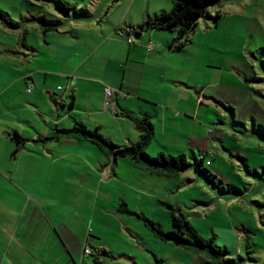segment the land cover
Returning <instances> with one entry per match:
<instances>
[{
	"label": "crops",
	"instance_id": "crops-1",
	"mask_svg": "<svg viewBox=\"0 0 264 264\" xmlns=\"http://www.w3.org/2000/svg\"><path fill=\"white\" fill-rule=\"evenodd\" d=\"M137 1L128 7L120 1L106 11L102 6L91 5V10L68 3L73 9L65 15L58 12L59 20L43 19V26L30 25L22 33L20 28L0 25V264H168L162 259L169 261L172 250L180 256L174 264H184L182 259L195 261L196 257L197 262L201 259L199 264H210L203 255L154 237L147 242L161 243L157 246L166 252L151 250L131 231L127 213L120 211L122 205L141 214L156 209L157 196L170 191L165 183L157 191L156 182L169 178L149 174L128 158L112 161L85 140L69 136L44 140L78 123L117 146L127 147L139 140L131 118H148L153 128L146 149L152 154L147 151L148 155L186 157L185 153H190L194 161L195 150L205 145L204 130L210 122L224 125V117L230 118L232 125L247 127L246 122L235 119V110L242 106L249 112L258 103L251 90L255 85L264 86V78L252 75L248 59L255 55L249 52V42L239 39L235 43L232 35L227 53L220 59L214 57L213 41H201L199 48L193 49L194 34L188 44L177 49L174 31L135 32L146 19L170 12L171 3L139 0L135 5ZM229 4L234 6L233 1ZM240 6L241 2L230 12L231 17L244 18ZM217 12L220 16L213 22V30L206 26L204 34L212 30L214 37L221 27L220 20L227 13ZM255 21L258 33L264 35V22ZM51 24L53 27H48ZM120 29L123 37L117 35ZM32 34V39L28 38ZM245 34H251L249 26ZM29 83L33 88L27 93ZM261 88L255 93L264 98ZM104 89L111 91L109 99ZM224 95L233 101H225ZM221 104L227 106L224 113L218 108ZM248 118L250 133L264 142V123L250 114L246 121ZM236 158L255 181H264V164L250 170L245 152L239 150ZM203 161L202 166H212L204 157ZM193 170L211 192L215 191L211 194L217 201L248 192L228 179L225 186L214 171L205 170V178ZM261 197L262 192L254 196L258 206H264ZM189 202L193 209L201 204L196 199ZM164 203L178 210L169 201ZM234 243L237 245L231 240ZM213 244L226 249L225 257L234 260L232 264L235 259L244 264L227 243ZM88 245L92 254L82 257V249Z\"/></svg>",
	"mask_w": 264,
	"mask_h": 264
},
{
	"label": "rangeland",
	"instance_id": "rangeland-1",
	"mask_svg": "<svg viewBox=\"0 0 264 264\" xmlns=\"http://www.w3.org/2000/svg\"><path fill=\"white\" fill-rule=\"evenodd\" d=\"M57 1L58 0H0V10L6 13L10 19L18 23L16 29L20 28L22 33L26 30L27 26L28 29L31 27L30 25H42L43 19L59 20V18H61L60 14L62 13L56 8ZM60 1L65 4L77 3V7L80 9H83L85 6H88V9L92 8L91 5L96 6L95 8L102 6L103 11H106L108 7L111 6L109 10H112L113 5L120 1L123 2V6L128 7L133 0ZM138 1L135 5H138ZM230 1L234 2L232 8L229 4ZM239 2H241L240 9L243 11L241 15L244 16V18L231 17L232 13L230 12L235 7L237 8ZM91 10L94 9L92 8ZM217 11L226 12L227 15L224 19L220 20L221 27L214 31L213 37L211 31L213 30V22L215 21L214 16ZM70 15L74 18L73 11ZM255 20L264 22V0H222L220 5L209 6L206 13L198 19L197 25L193 29V49L199 48L201 41L205 44L213 41L214 57L215 59H220L227 53V44L232 35H234L235 43L240 42L239 39H246L250 46L249 52L255 55L254 57L250 56L248 59L249 65L253 67L252 75L257 78H264V35L258 33ZM206 26L212 29L209 31L208 35L203 32V30L207 29ZM241 26H243V28ZM247 26H249L251 34H245ZM27 36L32 39L33 34L32 36ZM216 48H218V50H215ZM233 48L234 46H232V49ZM235 49H233V51H235ZM259 85H261V83ZM255 86L256 87H253V91L251 90V95L258 101L257 105H252L249 112H246V109L242 106H238L235 110V119L246 122L247 127L232 125V120L224 117H222V123L224 125H220L217 122L218 118L212 115L213 121L219 125H211V122L209 123L210 125L207 126V129L209 128L208 130H210L211 133L208 134L207 129L204 130L206 138L204 147L201 148L200 151L199 149L195 150L197 160L203 156L205 160L212 162L211 167L202 166L201 168L203 170H210L218 173V178L222 179L221 181L225 183V186L227 185L226 179H228L231 184L239 190L243 191L244 189H248L246 194L231 199L224 197L226 201L222 199L217 201L211 194L215 191L211 192L208 188L209 186L207 187L206 181L194 175V161L190 153L185 154L187 161L191 165L187 167L185 169L186 172L182 173L178 178H169V180H157V178H155L157 180V191L162 189L164 183L167 185L168 190H170L169 192L162 191V194H165L157 196L160 202L169 201L174 207L178 208L180 212L177 210L175 214L184 215L202 238H213L216 245L227 243L229 247L234 248L237 254H240L244 259V264H255L254 262L262 264L261 260H264V206H258L254 201V196L256 194L260 195L261 192L264 193V181H260L259 183L255 181L253 175H248L236 158L239 150L245 152L250 170L257 167L259 163L264 164V142H260L250 133L251 119L248 118L247 121L249 120V122L246 121L247 115L250 114L255 116L260 123H264V98H261L259 94L255 93L256 91L261 92V87L264 86ZM258 88H260V90ZM223 98L224 100L226 98L233 101L229 95H224ZM225 107L227 106H223V104L218 105L222 113L226 111ZM216 130L220 131L216 132ZM147 151L150 152L151 150L148 149ZM147 151L146 153L148 154ZM149 154L152 153L150 152ZM177 156L179 155L177 154L173 157ZM204 162L205 161H203V163ZM206 171H202L204 173L203 176L208 178L207 173H205ZM214 181L216 185H218V180L214 179ZM174 184L175 187L173 186ZM176 186L178 189H176ZM190 199H196L201 202V204L196 205L197 209L192 208V204L189 202ZM260 199L262 200L261 204L264 205V198L261 197ZM160 202L156 209H154L155 211H144L142 214L159 224L165 232H170L173 230L170 221V210L166 209ZM178 202H183L185 205H176L175 203ZM131 211L134 213H141L139 210ZM199 213H201V215H199ZM125 219L131 221L132 224L130 225V229L134 235L140 238L139 240H143V245L147 243L150 249L153 248V250L158 253L166 252L157 246V244L160 246L161 243L159 244V242L156 241L155 243L157 244L147 242L150 238L153 239L152 233L136 215L125 214ZM217 230H222L225 234H218ZM233 239L237 242V245H235V243L231 244V240ZM169 254L171 255V259H169L170 263L166 261V259H162L164 262L174 264L178 262L177 260H180V256L177 252L172 250ZM249 258H252L253 262H250ZM182 260L181 262L186 264L187 261L185 260L186 262H183ZM188 260L192 263H188V261L187 264H194V262H197V257L195 261L191 259ZM197 263H201V259H199ZM235 264L243 263L240 259H235Z\"/></svg>",
	"mask_w": 264,
	"mask_h": 264
},
{
	"label": "trees",
	"instance_id": "trees-1",
	"mask_svg": "<svg viewBox=\"0 0 264 264\" xmlns=\"http://www.w3.org/2000/svg\"><path fill=\"white\" fill-rule=\"evenodd\" d=\"M169 2L172 5L170 12L161 13L153 18L146 19L138 27V32H135L139 34V32L148 29L174 31L177 35L174 46L180 49L190 42V35L196 27L197 21L206 13L207 8L212 5H220L222 0H169ZM56 8L64 15L73 9L72 6L60 0L56 2ZM219 16L220 13L216 12L214 19H217ZM0 25L11 30L18 27V23L10 19L1 10ZM52 25H48V27H53ZM131 119L134 121V126L139 134V140L127 147L117 146L103 138L96 131L88 130L84 125L78 123L72 129L56 131L51 137L44 140H57L60 137L68 136L85 140L106 154L112 161L128 158L149 174L166 178L177 177L191 165L186 157L182 155L173 157L159 153L155 157L149 156L146 153V149L153 135L152 124L148 118ZM15 137L21 140L17 135ZM202 162L203 157L199 160H194L193 167L197 173L204 174L202 171L205 170L201 168ZM160 204L170 210V221L173 227V230L170 232H165L159 224L148 219L143 214L129 211L125 205L121 206L120 211L136 215L139 220L144 222V225L150 230L152 236L161 242L169 243L193 254L203 255L209 259L210 264H232L234 260L225 257L227 254L226 249L214 246L212 239L201 238L188 220L175 214L170 204L164 202H160Z\"/></svg>",
	"mask_w": 264,
	"mask_h": 264
},
{
	"label": "built area",
	"instance_id": "built-area-1",
	"mask_svg": "<svg viewBox=\"0 0 264 264\" xmlns=\"http://www.w3.org/2000/svg\"><path fill=\"white\" fill-rule=\"evenodd\" d=\"M117 35L119 36V37H123L124 36V32H123V30H118L117 31ZM126 42L128 43V44H130L131 43V39H126ZM148 48H150V46L148 47ZM72 84V83H71ZM33 88V84L32 83H29L28 84V86H27V93H29L30 91H31V89ZM58 89H61V87H58ZM104 93H105V95H106V97L109 99L110 97H111V91L109 90V89H104ZM91 254H92V250H91V248H90V246L88 245V246H85L83 249H82V257H88V256H91Z\"/></svg>",
	"mask_w": 264,
	"mask_h": 264
}]
</instances>
